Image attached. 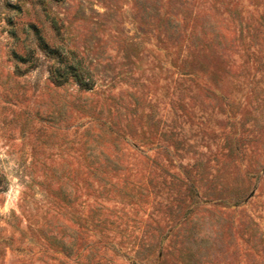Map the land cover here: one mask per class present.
Returning a JSON list of instances; mask_svg holds the SVG:
<instances>
[{"label":"rangeland","instance_id":"rangeland-1","mask_svg":"<svg viewBox=\"0 0 264 264\" xmlns=\"http://www.w3.org/2000/svg\"><path fill=\"white\" fill-rule=\"evenodd\" d=\"M0 264H264V0H0Z\"/></svg>","mask_w":264,"mask_h":264},{"label":"trees","instance_id":"trees-1","mask_svg":"<svg viewBox=\"0 0 264 264\" xmlns=\"http://www.w3.org/2000/svg\"><path fill=\"white\" fill-rule=\"evenodd\" d=\"M63 61L62 66L51 70V79L56 85H63L72 79L81 88L92 89L93 79L74 52H68Z\"/></svg>","mask_w":264,"mask_h":264}]
</instances>
